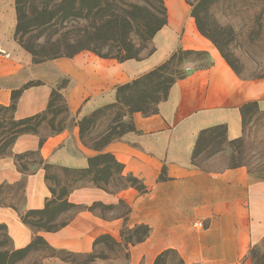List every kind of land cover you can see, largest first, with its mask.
Masks as SVG:
<instances>
[{
  "label": "crops",
  "instance_id": "1",
  "mask_svg": "<svg viewBox=\"0 0 264 264\" xmlns=\"http://www.w3.org/2000/svg\"><path fill=\"white\" fill-rule=\"evenodd\" d=\"M184 4L174 0L165 6L166 25L155 33L153 49L143 58L119 62L81 52L35 63L12 38L14 0H0V107L8 108L14 98L13 119L24 120L43 114L56 92L71 122L41 145L38 135L17 137L9 155L0 158V186L22 184L24 210L43 209L52 198L45 170L23 174L14 159L37 152L48 170L67 172L88 169L89 159L99 154L111 155L123 176L135 178L145 189L113 191L91 181L75 186L65 200L81 210L53 233H34L15 211L0 208V224L14 250L39 236L55 250L88 254L97 238L109 236L122 244L123 229L143 225L149 228L148 237L127 251L121 245L124 253L112 264H153L166 250L176 252L185 264H250L251 250L264 241V180L252 179L243 166L208 168L197 153L209 141L241 140V110L247 105L254 104L264 121V78H239L199 35ZM178 50L205 51L208 62L190 67L153 113H135L131 127L101 151L80 143L81 119L115 104L118 88L153 71ZM120 203L129 212L103 217L85 209L115 210Z\"/></svg>",
  "mask_w": 264,
  "mask_h": 264
},
{
  "label": "rangeland",
  "instance_id": "2",
  "mask_svg": "<svg viewBox=\"0 0 264 264\" xmlns=\"http://www.w3.org/2000/svg\"><path fill=\"white\" fill-rule=\"evenodd\" d=\"M163 2L166 6L174 3V0H163ZM184 6L190 12V8L186 4ZM14 8L20 19V30L17 34L14 30L12 38L23 50L32 55L34 61L71 56L82 48L85 49L82 52L94 51L118 59L126 57L140 59L153 49L150 31L156 27L158 15L152 0L147 5L148 14L144 11L127 9V12L132 14L130 18L117 23L72 17L65 21L54 19V24H46L44 20L37 18L36 12H33L35 4L25 1L17 5L14 0ZM199 20L207 36L216 45L198 32L199 35L221 57L226 58L232 71L239 78L245 80L264 78V0H214L207 8L200 9ZM92 28H102V31L97 33L91 30ZM191 52L171 62L166 69L157 74L156 78L144 80L122 91L119 103L114 108L101 112L90 121L91 123L86 124L82 137L79 136L80 143L88 149H93L103 140L120 136L130 127L131 118L135 113L152 112L155 103L165 95L170 82L183 77L190 67L207 64V52ZM62 106L61 101H55L52 113L35 120L31 128L34 134L44 139L69 125L71 122L62 110ZM244 125L245 134L241 140L229 144L221 140L206 142L197 153L198 160L208 168L243 166L252 179L264 180V121L250 109ZM14 130L10 113L1 112L0 155L9 153ZM38 162L36 157H28L22 159L20 164L32 172L41 167ZM111 173L109 184L100 183L101 187L118 191L131 185L126 179H120L113 171ZM45 176L56 196L64 190L69 192L75 186L89 183L93 177L55 170H47ZM1 206L15 211L20 219V216L26 213L22 185L5 187L0 193ZM95 211L103 217H109L124 213L125 208L119 206L115 210H110L97 207ZM74 213L75 209L67 211L59 209L51 217L50 222L44 217L42 223L46 227L55 228L67 222ZM37 220L39 218H31L30 222ZM32 231L37 233L35 229ZM0 250L9 253L14 251L5 230H0ZM58 251L52 253L46 250L43 244H38L34 250L20 258L17 257L19 261L16 264H65L61 260L67 257ZM95 252L97 255H107L112 260L124 253L121 248L110 252L102 244L96 247ZM248 259L250 264H264V243L251 251ZM171 262L176 263V258L169 257L166 264ZM98 264L102 263L98 262Z\"/></svg>",
  "mask_w": 264,
  "mask_h": 264
},
{
  "label": "trees",
  "instance_id": "3",
  "mask_svg": "<svg viewBox=\"0 0 264 264\" xmlns=\"http://www.w3.org/2000/svg\"><path fill=\"white\" fill-rule=\"evenodd\" d=\"M25 1H28L29 3L35 4V8L33 9V12H36L38 19L44 20L45 21L44 23H46V24H51V23L54 24L53 22H55L56 19L60 20V21H65V20L72 18V17L79 18L81 20H83V19L89 20L91 18L93 21L98 20V21H107V22H115V23L121 22V21H126L132 15L131 13L127 12V9L144 11L148 14L147 5L151 0H15V3L18 5V4L24 3ZM152 1L156 5L155 10H156V13L158 15V17L156 19V21H157L156 27L150 31V35L153 39V36L155 35V33L166 25L167 13H166V8H165V5L163 3V0H152ZM213 1L214 0H192V1L185 0L186 4L190 8V15L195 21L197 31L203 37L207 38L214 45H216L215 42L207 36V34H206L204 28L201 26L200 20H199L200 9L207 8ZM192 2H195V4H193ZM16 13H17V11H16ZM101 29L92 28L91 30H94V32L97 31V33H98V32L102 31ZM19 30H20V19L18 18V13H17V24L15 27V34H17ZM84 50L85 49L82 48V50L73 53L71 56H63V57H73V56L77 55L78 53H81ZM90 53H92V54H94L97 57L102 58V59H114V60H117L119 62L126 61V60H137V59H134L132 57H126V58L118 59V58H114V57H110V56L100 55L99 53H96L94 51H91ZM187 53H192V52L191 51H182V50L176 51L175 53H173L168 58V60L166 62H164L162 65H160L159 67H157L153 71H151L148 74L140 77L139 79L131 82L128 85H125V86L118 88L117 89V95H118L117 96V102L115 104L108 106L107 108H105L103 110L95 111L94 113L91 114V116L83 118L79 121V123H78L79 124V136L82 137V135L85 131L84 127L86 126V124L91 123L90 121L94 117H96L97 115H99L101 112H103L105 110H109V109L114 108L119 103L118 101L120 100V93L122 91H124L125 89H130V88H132V86L139 84V83L143 82L144 80L156 78L157 74L161 73L162 70L166 69L167 66H169L171 62L182 57V55H185ZM59 58H61V57H59ZM222 58L225 60V62L231 68V70H233L232 67L230 66V64L228 63V61L226 60V58L224 56H222ZM49 60H51V59H49ZM33 61H34V59H33ZM45 61H47V60H45ZM34 62L35 63H41L44 61H39V62L34 61ZM176 81L170 82V84H169V86L165 92V95L161 96L159 101H157L155 103V106L161 100H163L166 97L168 89ZM57 100L62 102V105H63L62 110L65 112L66 109H65V102H64L63 98L59 94H57L56 92H53L51 94V97H50V100H49V103L47 106V110L43 114L31 117V118H27L24 120H18V121L14 120L13 116H12V113L14 112V109H15L14 98H13V103L8 108L0 107V113L1 112H9L10 116L13 120V126L15 129L13 132V134H14L13 142L17 137H19L21 135L34 134L33 130L31 129L32 123L35 120L41 118L42 116H45L49 113H52V109L54 108V102ZM250 109H252V110L255 109L254 104L247 105V106L243 107V109L241 110L242 115H243V123H244L245 117L247 116L248 111ZM154 111H155V108L152 112L147 113V114H151ZM147 114H144V115H147ZM130 127H131V125H130ZM34 135H36V134H34ZM120 136H117L116 138H108L106 140H103L102 143H98L97 145H95V147H93V150L101 151V149H103L111 141L119 138ZM42 142H43V139H40L39 145H41ZM6 155H9V153ZM6 155H0V158L4 157ZM28 157H36L39 160L38 163L41 166L40 168L45 170V172L48 170V166L43 163V161L39 157V154L37 152H31V153L18 155V156L14 157L15 162L17 163L18 168H19L21 173H23V174L31 173L27 170L26 166L20 164V161L22 159L28 158ZM40 168L38 167L34 170H37ZM111 171H113L114 174L116 173V175L119 176L120 179L124 178V179H126L127 182H130L131 185L128 186L129 188H134L141 193L145 191V189L141 185V183H139L135 178H133L131 176H123L121 165L118 164L115 161V159L111 155H108V154H99L97 156L90 158L88 169L80 170V171H72V172H67V171L63 170L62 172L79 174L80 176L92 175L93 177H92L91 182L96 186H100V183L106 184V183H108L109 179H111V176H112ZM45 180H48L46 178V176H45ZM72 183H75V182H72ZM18 185H22V184L19 183L15 186H18ZM5 187H8V186L7 185H1L0 186V193ZM22 187H23V185H22ZM128 187H124L120 190L126 189ZM50 189H51L50 192L52 194V198L45 203V206L43 207V209L26 211V213L23 216H20L21 223L24 226H26L27 228H29L30 230L35 229L37 232H47V233L56 232V231L60 230L62 227H64L66 225V222L64 224L58 226V227H55V228L46 227L45 224L42 223L44 217H47V220H49L48 222H50L51 217L57 211H59V209L60 210L61 209L66 210V211L70 210V209H75V213L81 210V208L67 203V201L65 200V197L67 196L68 192H66L64 190L63 192H61L60 195L56 196L54 189L52 187ZM120 190H118V191H120ZM120 206H123L125 208V211L129 212L128 208L124 204L120 203ZM97 207L98 206H92V207H88L85 209L89 212H92V211H95ZM0 208H6V207L1 206ZM107 209L111 210L112 208L109 207ZM31 218H39V220L34 221V222H30ZM0 230H5V233H6L5 225L0 224ZM148 235H149V228L146 226H143V225H139V226H135L132 229L125 228L121 231L122 244L116 242L115 240H113L109 236H101L94 241L93 251L91 253L75 254V253H70V252H66V251H62V250H59L58 252L67 257V259L61 260L65 264H98V262H101L102 264H112L111 263L112 259H110L109 256L104 255V254H99V255L96 254L95 249L98 245L102 244L103 246H106L110 252H115L116 249L121 248V245H123V248L127 251V249L130 246H134L138 243L143 242L148 237ZM262 243H264V241ZM38 244H43L44 247L46 248V250L51 251L52 253L55 252V249H53L49 245H47V243L41 237L35 236L32 239L31 243L22 249L14 250L11 253H9L7 251H1L0 250V264H16L19 261V260H17V257L20 258L23 255L34 250ZM259 246L253 248L251 251L258 248ZM172 256L176 258V263L171 262V264H185L179 258L177 253L172 251V250H166V251L162 252L161 254H159L156 257L153 264H166L169 257H172ZM125 257H127V254H125Z\"/></svg>",
  "mask_w": 264,
  "mask_h": 264
},
{
  "label": "built area",
  "instance_id": "4",
  "mask_svg": "<svg viewBox=\"0 0 264 264\" xmlns=\"http://www.w3.org/2000/svg\"><path fill=\"white\" fill-rule=\"evenodd\" d=\"M197 226H201V224L200 223H198V224H196Z\"/></svg>",
  "mask_w": 264,
  "mask_h": 264
}]
</instances>
